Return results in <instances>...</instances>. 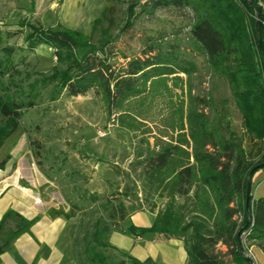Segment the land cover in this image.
Listing matches in <instances>:
<instances>
[{"label": "trees", "instance_id": "trees-1", "mask_svg": "<svg viewBox=\"0 0 264 264\" xmlns=\"http://www.w3.org/2000/svg\"><path fill=\"white\" fill-rule=\"evenodd\" d=\"M109 1L93 30L108 21ZM144 1L140 8L148 14L169 8L192 14L189 50L203 59L208 76L227 83L241 133L224 124L210 94L192 93L197 65L174 46L166 47V37L148 40L138 54L127 55L117 50V38L108 32L93 41L77 32L33 31L29 48L48 45L58 58L39 84L70 97L92 92L106 122L132 139L141 191L162 204L151 206L150 212L156 211L151 227L136 228L127 224L129 216L144 208L132 187H118L102 198V215L77 222L75 264H151L113 247V232L180 240L187 264H251L246 254L252 248L264 252V197L254 200L250 190L246 203L247 176L264 163V10L258 4L264 0ZM135 19L128 13L121 33ZM0 50L11 56V50ZM5 75L0 71V149L18 129L23 111L35 103V95L26 102L8 96L1 81ZM29 146L39 170L50 179L38 142L31 139ZM7 161L0 160V170ZM68 204L67 213L51 209L49 216L69 220L82 210L70 200ZM36 222L8 210L0 220V256L12 252L15 241ZM218 246L226 250L216 251Z\"/></svg>", "mask_w": 264, "mask_h": 264}, {"label": "rangeland", "instance_id": "rangeland-1", "mask_svg": "<svg viewBox=\"0 0 264 264\" xmlns=\"http://www.w3.org/2000/svg\"><path fill=\"white\" fill-rule=\"evenodd\" d=\"M107 1L0 0V49L11 50L9 58L0 50V71L6 72L2 85L8 87L7 95L18 102L32 100L35 95L33 109L23 111L19 124L26 130L31 152L29 140L39 144L40 161L52 183L46 190L53 192L52 201L61 198L69 206L70 200L82 208L75 211L76 222L102 215L100 200L125 185L135 190L145 211L162 204L141 191V168L134 165L132 139L106 122L101 104L92 92L70 97L65 92L56 94L52 86L39 84L56 67L58 58L48 45L29 48L33 31L77 32L91 36L93 41L108 32L117 38V50L127 55L138 54L148 40L166 37V47L174 46L197 65L198 72L191 81L192 93L210 94L225 116L224 124L241 133L240 115L227 83L208 76L203 59L189 50L187 32L192 14L188 10L169 8L148 14L140 8L144 0H110L108 21L93 30V23L101 17ZM128 13L136 19L131 29L121 33ZM255 178L252 198H260L264 196V168L257 171ZM220 249L218 246L215 250ZM252 263L255 264L254 256Z\"/></svg>", "mask_w": 264, "mask_h": 264}, {"label": "crops", "instance_id": "crops-1", "mask_svg": "<svg viewBox=\"0 0 264 264\" xmlns=\"http://www.w3.org/2000/svg\"><path fill=\"white\" fill-rule=\"evenodd\" d=\"M6 143L5 148L3 146L0 149V160L8 157L5 168L0 170V220L8 210H12L27 220L37 219V222L29 233L23 234L15 241L12 252L0 256V264H75L73 235L77 226L76 219L49 216L51 209L67 213L69 206H66L61 198L56 202L52 201L50 196L53 192L46 191L52 183L39 170L27 146L26 130L19 124ZM256 173L251 178V195L257 180ZM258 198L253 196L254 200ZM155 215L156 211L133 212L127 224L136 228H149ZM109 242L140 262L187 264L185 247L180 240L113 232ZM220 247L221 251L226 250L225 247ZM251 253L255 264H264V252L254 247Z\"/></svg>", "mask_w": 264, "mask_h": 264}, {"label": "water", "instance_id": "water-1", "mask_svg": "<svg viewBox=\"0 0 264 264\" xmlns=\"http://www.w3.org/2000/svg\"><path fill=\"white\" fill-rule=\"evenodd\" d=\"M250 1V0H248ZM256 25V23H255ZM264 168V163L257 165L253 170L248 174L247 179H246V203L248 202L249 196H250V190H251V178L252 174L255 170H259Z\"/></svg>", "mask_w": 264, "mask_h": 264}, {"label": "built area", "instance_id": "built-area-1", "mask_svg": "<svg viewBox=\"0 0 264 264\" xmlns=\"http://www.w3.org/2000/svg\"><path fill=\"white\" fill-rule=\"evenodd\" d=\"M258 4H259V6L261 7V9L262 10H264V4H262L260 1H258ZM246 256L251 260V264H253L252 263V253L251 252H248L247 254H246Z\"/></svg>", "mask_w": 264, "mask_h": 264}]
</instances>
